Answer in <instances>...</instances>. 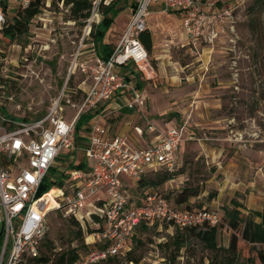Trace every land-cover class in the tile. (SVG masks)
Here are the masks:
<instances>
[{
    "label": "rangeland",
    "instance_id": "obj_1",
    "mask_svg": "<svg viewBox=\"0 0 264 264\" xmlns=\"http://www.w3.org/2000/svg\"><path fill=\"white\" fill-rule=\"evenodd\" d=\"M8 1L5 18L11 21L22 10L21 0ZM160 9L158 5L149 7L147 23L159 60L150 58L154 73L144 78L143 84L156 97L157 103H166L163 109L153 111L155 119L163 127L169 121L184 126L186 139L177 151L175 168L183 172L155 189L165 193L173 204L183 189L191 188L198 194L189 198L190 207L214 208L223 213L235 200L243 205V215L254 211L247 205L257 204L262 210L264 0H243L235 10L234 32L219 36L211 44L201 42L195 46L186 40L179 15ZM67 15L62 0H44L41 12L33 17L27 33L14 41L0 34V113L3 116L13 119L40 117L62 90L69 100L63 103L64 117L70 119L77 112L83 96L77 91H82L86 85L82 81L88 76L77 68L72 69L80 44V25L67 19ZM129 18L128 9L115 17L105 38L113 48ZM89 47L88 44L83 46L76 63L93 61L94 51ZM156 68L161 70L160 76L156 75ZM149 104L145 100V115L151 111ZM119 117H108V122L116 130L126 124V131L131 133L135 124L133 117L127 116V121L121 120L122 115ZM83 127L86 128V124ZM83 142L86 141L76 143V161L82 156L79 147ZM67 158V152L60 155L55 164L58 169L67 167L70 162ZM48 175L60 179L56 171H49ZM61 182L58 180V185ZM126 184L129 189L130 183ZM91 222L89 218L82 223L84 231L87 227H95ZM47 225L44 240L52 241L55 254L77 247L81 256L97 245V242H88L91 231L83 233L82 239L74 237L77 227L63 210L50 212ZM233 232L223 218L217 232V245L227 247ZM190 234H186V242L177 252L173 248L174 226L154 223L147 229H136L127 248L138 259L137 264H209L213 253ZM256 247L264 248V245ZM120 260L123 264L129 263ZM234 264H260L255 250L240 237Z\"/></svg>",
    "mask_w": 264,
    "mask_h": 264
},
{
    "label": "built area",
    "instance_id": "obj_2",
    "mask_svg": "<svg viewBox=\"0 0 264 264\" xmlns=\"http://www.w3.org/2000/svg\"><path fill=\"white\" fill-rule=\"evenodd\" d=\"M100 1L110 0H94L73 59L72 69L88 76L82 81L86 85L81 88L83 96L77 112L70 119L64 117L63 103L69 100L62 90L40 117L13 119L0 113V264H23L27 257L38 255L48 230L47 216L52 211L63 210L64 215L75 217L81 225L94 213L103 218L102 228L90 234L98 244L74 264H97L110 256L123 255L129 250L128 239L141 222L190 228L214 226L220 221L217 209L178 207L155 188L145 191L139 201L128 191L125 181L136 183L157 168L175 169L177 151L185 137L184 126L166 122L162 131L148 124V131L156 133L154 140L139 148L129 143L127 134L110 135L105 126L90 121L86 123L87 142L76 161V121L83 113H93L101 103L121 97L124 91L131 94L124 100V107L141 109L145 105V93L127 81L121 69L132 62L143 78L154 73L140 41V34L147 28L150 6L177 13L186 40L195 46L201 42L211 44L219 36L234 32L235 10L243 0H132L130 18L111 55L107 59L94 55L91 62L76 63L86 45L83 39L89 36L99 15ZM27 2L21 0V4ZM4 21L0 4V29ZM136 131L142 133L141 129ZM65 152L70 162L65 169H58L55 164ZM81 160L83 166L69 169ZM51 169L60 174L61 185L57 183L59 178L47 179ZM44 183L50 187L39 193ZM52 189L56 192L50 197Z\"/></svg>",
    "mask_w": 264,
    "mask_h": 264
},
{
    "label": "trees",
    "instance_id": "obj_3",
    "mask_svg": "<svg viewBox=\"0 0 264 264\" xmlns=\"http://www.w3.org/2000/svg\"><path fill=\"white\" fill-rule=\"evenodd\" d=\"M127 1L128 0H110L108 3L100 1L97 5L100 20L98 23L92 24L89 36L83 39V43L85 44L89 45L92 43V46L89 47V49H93V54L95 56L107 59L111 55L114 48L105 42V38L114 22L115 17L121 11L126 9ZM260 2H262V0H260ZM62 3L67 8V19L72 20L74 23L80 25L81 36L82 29L86 24L87 19L91 15L92 9L94 7V0H62ZM0 4L5 17L8 8V0H0ZM43 6L44 0H28L26 4L20 3L22 10L18 11L15 16H13L11 21L6 20L5 18V21L0 29V34L9 41H14L18 36L27 33L31 20L34 16L41 12V8ZM140 41L146 50L150 49L151 34L147 29H145L140 34ZM1 80L2 79L0 77V81ZM77 92L82 95V91L79 90ZM92 116L93 113H83L79 116L76 121V133ZM83 165L84 162L81 160L80 162L69 166V169L71 170L74 167ZM50 171H54V169H51ZM180 172H183L182 169L167 170L163 167L157 168L156 170L150 171V173L145 174L139 180H137L136 185L140 189L155 188L174 178ZM49 178L52 179V177ZM54 181H56V179H54ZM61 184L62 182L60 185ZM49 187V184L44 183V185L40 188L39 193L46 191ZM197 194L198 191L196 189L185 188L175 197V203L176 205H182L181 207L189 208V198L191 196H196ZM231 204L232 207H225L223 213L218 210L220 221L217 225H203L200 227L190 228H179L175 226V236L173 241L174 250L178 252L186 242V234L191 235L190 233H192L199 240V242L204 245L205 248L209 249L213 253L209 264H234L236 260L238 237H240L243 241L249 243L251 248L255 250V258L260 262V264H264V248L256 247L257 245H264V207L260 211L254 210L250 211L247 215H243L241 211L243 205L240 202L232 200ZM69 218L77 227V229L73 231V235L79 239L83 238V233H90L88 231L92 232L94 230L101 229L103 226V218L96 213L91 215V223H93L95 227H87L85 231L83 230L84 227L81 225L79 220L73 216H69ZM223 218L227 221L229 228L234 231L230 236L227 247H219L217 245L216 238L218 228L221 225ZM255 218H259V221H256ZM138 228L147 229L148 225L143 222L139 223L134 229L132 236L128 239V244H130V241L134 236L136 229ZM81 245L83 248H86L85 245ZM53 248L54 247L51 240H43L39 246L38 255L36 257H27L23 264H74L83 256H80L77 247L60 251L57 254L53 253ZM52 255L54 256L53 258ZM120 259L126 260L128 262L131 261L134 264H137L138 262V259L131 255V249H129L123 255L110 256L106 260H103L97 264H101L103 262L122 264ZM251 262H254V259H251ZM168 264L172 263L169 262Z\"/></svg>",
    "mask_w": 264,
    "mask_h": 264
},
{
    "label": "crops",
    "instance_id": "obj_4",
    "mask_svg": "<svg viewBox=\"0 0 264 264\" xmlns=\"http://www.w3.org/2000/svg\"><path fill=\"white\" fill-rule=\"evenodd\" d=\"M131 2H132V0H128L127 1L126 9L129 10V6H130ZM99 20H100V17H97L95 23H98ZM179 20H180V18H179ZM112 25H111V27H112ZM111 27H110L109 31L112 29ZM146 29L148 31L150 30V27H149L148 23H147V28ZM146 51H147V53L149 55V58H151L153 60H156V61L159 60L158 53L155 52V43H154L153 36H151L150 49L146 50ZM121 70H122V73L124 74L125 79L127 81L132 82L137 88H139L140 90H142L145 93V95H146V103H150L149 106H151V111H148L147 115L144 114L143 108L146 105L144 107H142L141 109H139V108L128 109V108L124 107V100L125 99H129L130 96H131L129 91H124V93H123V95L121 97H118L115 100L105 101V102L101 103L95 109V111L93 112V116L87 122H90V121L99 122L100 124H102L103 126H105L108 129L110 135H115V134H118V133L127 134L128 137H129V143L133 147H139V148L140 147H147L148 145H150L153 142L154 135L156 134L155 132H149L148 131V129H147L148 124H152V125L160 128L162 131L165 130V126L163 127L161 125V122L155 119V117L153 115L154 114L153 111L163 109L164 107H166V103H165V101L157 103L158 101H157L156 97L154 95H152L151 91H149V89L144 86L143 83H144L145 80H143L144 78L136 70V68H135V66L133 65L132 62H127L125 65H123ZM157 72H158V74H157ZM160 72H161V70L159 68H156V75L160 76ZM150 114H152V115H150ZM170 114L172 115V113H170ZM120 115H122V118H121L122 121H127V116L133 117L132 123L135 122V124L133 126L134 130H131V133L127 132L128 129L125 128L126 124H123V126H124L123 128H121V129L118 128L116 130V129H113V127H112L113 125L108 122V117H110V118L112 117L111 119H113V118L117 119V118H120L119 117ZM139 120L141 121V124H138ZM167 123L170 126H176L171 121H169ZM83 126L84 125H82L80 130L77 132L76 143H77V141H82V140L83 141L85 140L87 142L89 131H88V128H84ZM136 128L141 129L142 133L139 134L136 131ZM185 139L186 138L184 137V140ZM86 142H83V145L80 146L79 149H81L86 144ZM127 182L130 183V188L128 189V191L130 192L132 198H135V200L139 201L140 200V196L145 191H148V190H145L144 188H141V189L138 188L135 182L133 183L132 181H125V183H127ZM99 198H101V197H99ZM176 206L181 207L182 205H176ZM246 207L247 208H252L255 211H260L261 210V208L258 207L257 204H254V206L247 205ZM255 220L259 221V218H255ZM89 237H91V235H89ZM88 242L92 243L93 242V237H91L90 241H88ZM97 244H98V242H97Z\"/></svg>",
    "mask_w": 264,
    "mask_h": 264
},
{
    "label": "bare ground",
    "instance_id": "obj_5",
    "mask_svg": "<svg viewBox=\"0 0 264 264\" xmlns=\"http://www.w3.org/2000/svg\"><path fill=\"white\" fill-rule=\"evenodd\" d=\"M56 192V190L55 189H52V191L50 192V197H52L51 195H53V193H55ZM50 205H53V202L51 201V204Z\"/></svg>",
    "mask_w": 264,
    "mask_h": 264
}]
</instances>
